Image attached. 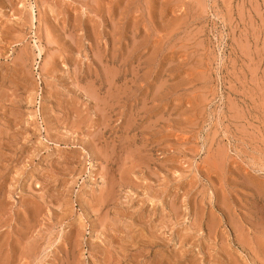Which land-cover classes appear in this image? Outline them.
Segmentation results:
<instances>
[{"label": "rangeland", "instance_id": "rangeland-1", "mask_svg": "<svg viewBox=\"0 0 264 264\" xmlns=\"http://www.w3.org/2000/svg\"><path fill=\"white\" fill-rule=\"evenodd\" d=\"M0 264H264V0H0Z\"/></svg>", "mask_w": 264, "mask_h": 264}]
</instances>
